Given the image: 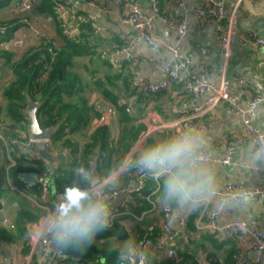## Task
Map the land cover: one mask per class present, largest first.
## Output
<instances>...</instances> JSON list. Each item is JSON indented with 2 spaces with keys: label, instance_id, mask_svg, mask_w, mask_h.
Listing matches in <instances>:
<instances>
[{
  "label": "crops",
  "instance_id": "1",
  "mask_svg": "<svg viewBox=\"0 0 264 264\" xmlns=\"http://www.w3.org/2000/svg\"><path fill=\"white\" fill-rule=\"evenodd\" d=\"M136 1L144 13L156 21L155 34L164 41L179 44L182 61L190 62L188 68L181 67L180 77L171 85L170 90L162 93L147 94L138 91L133 86V81L168 79L166 67L171 61V53L164 46L157 48L143 39H137L138 31L123 20L124 6L119 0H66L67 11H63L58 5L51 11H39L37 7L26 11L22 9V0H10L5 5L0 2V21L16 20L19 25L7 40L2 36L7 31L0 29V48L13 53L11 61L6 57L0 59V99L5 86L15 80L12 69L14 60H18L30 48L45 45L50 39L61 47L65 46L66 37L60 26L65 19L72 25L77 24L79 18L92 15L95 16L97 25L95 46L91 51L76 56L71 66L72 73L79 79L72 91L73 95L65 98L76 104L86 116L83 122L70 125L66 131L65 136L73 145L68 147L62 144V140L53 142L50 138V146L41 141L35 144L23 141L17 147L20 155L44 162V170L50 173L53 187L47 197L42 199L41 190L26 183L28 177L25 173L36 170L20 171L16 181L9 178L10 189L6 196L0 197V228L7 227L15 235L22 229L23 234L12 242L0 244V264L50 263L52 252L56 253L52 264H72L61 259L54 243L48 248L39 246L32 253L30 241L34 233L39 231L48 209L58 203V198L63 193L56 185L55 176L62 172L72 184L88 189L94 183L116 173L119 165L145 134L147 137L133 155L130 166L124 172L116 174L107 185V192L126 190L112 198H103L110 209L124 206L136 214L141 212L134 206L137 201L134 189L139 175L145 172L152 199L157 200L161 206L171 207L176 215H183L187 221L184 229L193 233L199 213L205 206L199 200L204 195L195 197L183 206L175 200L165 201L164 184L168 173L159 169L142 170L136 164L141 153L179 132L198 135L203 141L202 146L208 147L211 160L204 162V166L210 168L214 175L213 189H223L228 183L264 187V158L253 159L257 151L247 137L245 124L249 101L255 96H261L263 101L257 106L254 124L264 131V47H256L247 40L250 31L264 38V0H257L256 3L253 0H225L227 18H235L233 28L239 35L229 58L225 57L215 37L217 21L205 23L195 14L204 0H185L183 5H179L178 0H157L163 16L187 17L188 31L183 37L178 35L175 28L156 16L152 0ZM40 3L42 0H39L38 4ZM228 26L227 19L225 28ZM128 44L132 45L129 54L122 50ZM209 68L212 71L206 72ZM193 70L198 72L202 81L216 85L221 83L225 75L231 80L234 90L238 89L237 80L244 78L248 83L242 96L246 112H237L222 102L211 112L191 118V125H185L181 119L193 113L194 108L205 106L211 96V93H207L195 97L188 91V71ZM29 98L32 97L29 96L28 100ZM36 102L42 104V101ZM67 119L68 115L65 114L61 122H66ZM0 121L10 123L4 112L1 113ZM60 125L61 123L56 127L59 128ZM232 141L236 142V151L232 163L227 164L224 160ZM45 157L51 159L50 164L45 161ZM80 164L90 170L94 169L93 183L84 181L75 174L74 169ZM11 165L10 163L9 167ZM70 173L72 176L69 178ZM157 188L159 192L154 194L153 190ZM215 204V199L212 198L209 206L214 208ZM117 219L116 224L125 227L129 238L102 237L94 242L99 248L114 249L121 253L131 250V243L142 236L138 232L140 229L146 231L145 228L150 223L160 228L162 213H149L142 221L129 215H122ZM23 220L25 224L20 225ZM218 220L220 223L245 221L264 228V203L256 199H249L244 203L228 202ZM173 227L183 230L177 220ZM180 236L176 245L177 255L183 254L187 258L186 264H239L236 257L238 250L244 251L243 257L249 260H255L260 255L249 237L222 239L206 230L203 234H194L191 242L186 243L184 237ZM152 251L147 264L160 262L158 257H161L162 251L156 247ZM99 263L108 264L104 257Z\"/></svg>",
  "mask_w": 264,
  "mask_h": 264
},
{
  "label": "built area",
  "instance_id": "2",
  "mask_svg": "<svg viewBox=\"0 0 264 264\" xmlns=\"http://www.w3.org/2000/svg\"><path fill=\"white\" fill-rule=\"evenodd\" d=\"M120 3L124 6L123 20L126 24L131 25L134 29L138 31L137 39H143L150 43L154 47H165L171 53V61L168 63L166 70L168 72V79L164 80H134L133 86L138 91L147 94H158L170 90L171 85L178 81L180 77L181 67H186L190 65L189 61H182L181 58V48L179 44H172L167 41H164L161 37L155 34L157 30L156 21L147 16L140 4L136 0H119ZM254 3L257 0H253ZM39 0H22L21 6L22 9L26 11H32L34 7L38 4ZM153 11L156 16L168 23L170 26L176 29L178 35L183 37L187 34L188 24L187 17H174L168 18L162 15L159 6L157 5V0H152ZM179 5H183L185 0H178ZM58 6L64 11H67L66 0H58ZM195 14L202 18L205 23H209L212 20L217 21L218 28L215 34L216 40L223 50V53L226 58H229L233 53V48L236 42L239 39V35L234 30L233 26L236 22L235 18H227L226 15V5L225 0H204L200 7L195 11ZM228 19L229 26L225 28V22ZM69 20L63 21L62 28L64 35L73 40L79 37L80 35V24L82 22H91L93 27L97 30L96 18L92 15H85L79 18L77 24L68 23ZM205 29V28H204ZM247 40L256 47H264V38L260 37L256 32L250 31ZM132 45L128 44L122 48L123 51H126L128 54L131 52ZM107 55V53H104ZM212 68L206 70V72H211ZM238 89L234 90L232 87L231 80L225 75L221 79L219 85L204 82L201 80L198 72L196 70L188 71L187 79V88L188 91L193 94L195 97H200L204 94L211 93L208 102L205 106L196 107L193 110V113L186 115L181 119L185 125H191L190 119L197 116H203L212 110H214L222 102L227 103L228 107L236 110L240 113H245L246 109L242 105L243 94L248 86L247 81L244 78H239L238 80ZM263 101L261 96H255L249 101V109L247 110V116L245 119L246 124V134L247 137L258 151L262 146H264V131L258 128L254 124V117L258 104ZM1 105V99H0ZM162 126V125H161ZM147 134L143 135L141 139L137 142L132 152L127 156L125 160L129 162V165L132 162L133 155L139 150L145 141ZM27 141L28 143L35 144L42 140L35 139L31 135L27 139L22 140L11 135H7L0 131V142H2L5 147L8 158L11 161V164L15 162L12 157V151L17 149V147ZM47 146L51 145V140H43ZM235 145L236 142H230L228 146V155L224 160V163L231 164L233 160V155L235 154ZM199 154L203 157V163L211 160L208 147L202 146ZM118 170L116 173L110 177L94 183L91 187L88 188L89 191L98 192L102 198L109 197L112 198L117 196L125 189L115 190L112 192H107V185L109 181L113 179L116 174H119ZM28 177L26 183L28 186H37L41 190L42 199H45L48 193L53 187V181L50 177L48 170L40 171H31L25 173ZM148 175L143 172L139 175V181L135 187V192L141 193L147 187ZM159 192V188L153 190L154 194ZM152 194L147 195V199L150 203V206L144 208L140 213H134L129 211L124 206H118L111 209L110 223L107 228H112L115 226L118 221V217L122 215H129L136 218L139 221L147 218L148 214H154L156 212L162 213V223L160 228H157L154 223H150L146 226V231L142 236H139L136 241L131 243L130 251H122L120 253L119 259L121 263L127 264H147L149 261L150 255L153 253V248L156 247L159 251H162L159 261L166 259H173L177 256V241L178 238L182 235L186 243L191 242L194 237V234H203L206 230L212 231L215 235H218L222 239L227 238H242L249 237L252 240L253 246L260 252V255L255 260H249L244 258V251L238 250L237 252V261L239 264H264V228H258L249 224L245 221H227L225 223L219 222V217L221 211L225 204L231 201H237L239 203H244L249 199H256L264 203V187H252L249 185H241L235 183H228L223 189H213L210 196L204 195L201 197V200L205 206L203 207L202 212L199 214L197 219L196 227L191 232H186L184 229L186 225V218L183 215H176L171 207L161 206V204L152 199ZM212 198L215 199V207H210L209 204L212 201ZM53 211V207L48 209L49 214ZM45 215V216H46ZM175 217V220L183 226V230H176L173 226L174 223H169V218ZM42 222V221H41ZM42 226V225H41ZM40 226V228H41ZM40 230V229H39ZM32 253L39 247H50L52 242L49 238L41 236L40 238H35L34 236L31 239ZM58 253L61 259H65L66 255L64 251L58 250ZM57 264H61L57 263Z\"/></svg>",
  "mask_w": 264,
  "mask_h": 264
},
{
  "label": "trees",
  "instance_id": "3",
  "mask_svg": "<svg viewBox=\"0 0 264 264\" xmlns=\"http://www.w3.org/2000/svg\"><path fill=\"white\" fill-rule=\"evenodd\" d=\"M9 1L0 0L3 5ZM57 5L58 0H42V3L40 5L37 4L35 7L39 11H51L52 9L55 10L54 8ZM16 22V20L0 21V29L4 28L7 31V33L2 35L6 40L12 36L17 26H19ZM62 23L60 26H62ZM61 29L63 30V28ZM80 30V35L76 39L71 40L65 36L66 44L64 47L50 39L45 45L28 49L18 60L12 62L15 80L5 86L0 105V116L1 113H6L10 123H1L0 121V131L22 140L29 136V120L25 109L28 106V97L30 96L35 101H42L38 110V118L42 128L56 127L61 123L58 131L51 137L52 141L62 140V144L68 147L73 145L72 141L66 138V131L71 127L70 125L83 122L86 116L76 104H72L65 98V96L73 95L72 91L77 86L79 79L76 74L72 73L71 66L76 56L92 50L95 46L94 36L97 32L91 22H82ZM12 55V52H7L0 48V59L6 57L11 61ZM4 101L5 103L3 104ZM65 114L68 115V119L62 123L61 121ZM4 148L2 142H0V197L6 196L10 189L9 178L16 181L20 171L46 169L42 160L26 158V156L20 155L17 149L12 151L15 164L9 167L11 162ZM70 176H72V173L69 174V178ZM66 177L62 172L55 176L56 185L62 192L65 187L73 185ZM150 193L151 191L147 187L141 193H135L137 201L134 206L137 211L147 208L149 204L147 195ZM24 224L25 221H21L20 225ZM139 225L141 226L140 223ZM138 232L140 233L139 235L145 233L143 229ZM22 234V229L15 235L9 228L2 227L0 228V244L12 242ZM102 237L127 239L129 234L124 226L116 224L114 228H106L98 232L94 240ZM94 240L84 251H74L71 247L64 249L63 251L66 255L64 262H71L72 264H100L99 261L104 257L108 264H120V252L118 250L99 248ZM182 255L178 254L173 259L162 260L155 264H186L187 258ZM187 257L189 258V256Z\"/></svg>",
  "mask_w": 264,
  "mask_h": 264
},
{
  "label": "clouds",
  "instance_id": "4",
  "mask_svg": "<svg viewBox=\"0 0 264 264\" xmlns=\"http://www.w3.org/2000/svg\"><path fill=\"white\" fill-rule=\"evenodd\" d=\"M202 144L198 135L179 132L141 153L136 164L142 170L159 169L167 172L164 200H175L183 206L197 196L212 194L214 175L210 168L204 166L203 157L199 154ZM261 158H264V146L253 157ZM129 166L127 160L123 161L119 171L124 172ZM93 171L84 164L74 169L76 175L89 183H93ZM110 217L111 209L98 192L73 184L65 187L58 203L44 217L34 237L49 238L60 251L69 247L74 251H84L96 234L109 226ZM174 222L175 217L169 218L170 224Z\"/></svg>",
  "mask_w": 264,
  "mask_h": 264
},
{
  "label": "water",
  "instance_id": "5",
  "mask_svg": "<svg viewBox=\"0 0 264 264\" xmlns=\"http://www.w3.org/2000/svg\"><path fill=\"white\" fill-rule=\"evenodd\" d=\"M41 104L34 101L32 98H29L28 100V106L26 107L25 112L28 114V120H29V130L31 133V136L35 139L39 140H46L50 139L57 131V127H50V128H42L41 124L39 122L38 118V110L40 108ZM43 144L45 143L44 141ZM45 161L50 164V158H44ZM1 218L4 219L3 216ZM52 255L49 257L50 263L44 264H52L53 260L56 258V253H51Z\"/></svg>",
  "mask_w": 264,
  "mask_h": 264
},
{
  "label": "rangeland",
  "instance_id": "6",
  "mask_svg": "<svg viewBox=\"0 0 264 264\" xmlns=\"http://www.w3.org/2000/svg\"><path fill=\"white\" fill-rule=\"evenodd\" d=\"M148 206H150V203L148 204ZM148 206H147V207H148Z\"/></svg>",
  "mask_w": 264,
  "mask_h": 264
}]
</instances>
